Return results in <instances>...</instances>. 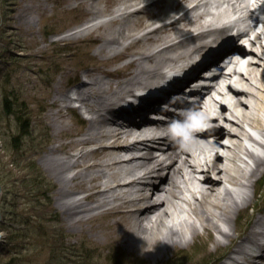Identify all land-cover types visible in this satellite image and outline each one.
<instances>
[{
  "label": "bare ground",
  "instance_id": "6f19581e",
  "mask_svg": "<svg viewBox=\"0 0 264 264\" xmlns=\"http://www.w3.org/2000/svg\"><path fill=\"white\" fill-rule=\"evenodd\" d=\"M109 1L78 0L77 4L69 3L62 10L65 14L85 11L87 19L75 24L76 34L111 32V37L101 38L97 51L106 56V61L123 59L125 62L103 72L115 82L106 83L87 73L89 79L77 91L76 99L56 90L53 103L60 111L51 113L52 117L60 114L63 107H70L73 100L90 114L86 137L70 144H97L95 149L82 152L77 158L74 155L65 159L45 157L48 163L58 162L60 167L53 166L52 171L62 179L66 170L80 168L71 181H77V186L89 192L83 198L89 204L77 199L65 212L83 216L112 206L108 215L120 216L118 225H126L118 236L130 244L140 245L148 253L169 250L181 243L187 245L191 240L198 241L203 234L213 244L209 254L232 246L228 264H264V215L257 214L251 229L242 235L235 233L238 217L250 205L260 211L255 205L256 199L264 198V0H256L259 13L249 15V23L240 35L243 37L254 29L253 37L247 38L249 47L236 43L234 49L238 55L253 60L245 69L232 60V72L219 78L205 93L200 104L191 109L193 116L176 119L183 127L167 122L155 128L145 122L137 125L128 121L122 125L116 116H125L122 103L128 97L133 98L137 92L155 85L167 68L190 58L196 51L195 47H185L197 43L200 49L205 48L204 40L211 36L209 33L180 39L192 27L206 23L205 15L212 13L184 6L191 0H147L145 7L134 11L130 9L139 6V0H116L113 10L103 6ZM41 8L42 4L35 17L32 8L20 13L27 30L47 19ZM108 13L113 17L100 21ZM149 17L162 24L146 32L145 28L155 26L149 22L144 24ZM137 26L144 33L133 37ZM5 27L7 32L23 28L14 23H7ZM152 43L158 44L152 49L141 45L137 51L128 52L140 44L149 47ZM112 44L121 46L114 54L110 53ZM228 79L232 83H225ZM63 128L59 127V132ZM161 131L165 136L158 134ZM68 146H54L52 151ZM59 188L62 197L83 193L68 191L65 186ZM116 201L119 203L113 205ZM255 247L261 251H253ZM254 252L260 254L257 256Z\"/></svg>",
  "mask_w": 264,
  "mask_h": 264
},
{
  "label": "rangeland",
  "instance_id": "374dc122",
  "mask_svg": "<svg viewBox=\"0 0 264 264\" xmlns=\"http://www.w3.org/2000/svg\"><path fill=\"white\" fill-rule=\"evenodd\" d=\"M77 2L0 0V183L3 189L0 264H219L231 245L209 254L213 244L206 235L187 245L181 243L169 250L148 253L140 245L118 236L126 229V225H118L120 216H97L98 210L83 216L65 212L77 199L89 204V200H83L89 192L77 186V181H71L80 168L66 170L62 179L52 171L53 166L60 167L58 162L48 163L45 157L65 159L74 155L77 158L82 152H89V143L81 146L70 143L86 137L90 114L73 100L70 107H63L60 114L52 117L50 114L60 109L53 103L56 90L77 96L90 72L106 83L115 82L103 72L125 63L123 59L106 61V56L97 51L101 38L111 37V32L76 34L78 22L87 19L85 11L65 14L62 10L68 8L67 4ZM40 4L43 5L40 11L46 12L47 19L41 20L42 23H36L35 19V28L27 30L20 13L32 8L35 17ZM116 4V0H110L103 6L113 10ZM27 5L30 9L24 8ZM112 17L108 13L103 18ZM148 22L152 24L156 19L149 17L144 24ZM7 23L21 24L23 28L7 32ZM70 23L73 26L66 25ZM138 29L137 26L132 32L133 37L140 35ZM157 44L149 47L140 44L128 52L137 51L141 45L152 49ZM120 47L112 44L110 53L114 54ZM59 127H64V131L59 132ZM61 144L69 146L52 151ZM60 186L83 193L62 197ZM255 205L264 212V198L257 197ZM258 213L250 205L238 217L237 236L251 229ZM91 216L95 218L89 220Z\"/></svg>",
  "mask_w": 264,
  "mask_h": 264
},
{
  "label": "water",
  "instance_id": "95a60500",
  "mask_svg": "<svg viewBox=\"0 0 264 264\" xmlns=\"http://www.w3.org/2000/svg\"><path fill=\"white\" fill-rule=\"evenodd\" d=\"M1 191H2V188H1V186H0V196H1Z\"/></svg>",
  "mask_w": 264,
  "mask_h": 264
}]
</instances>
